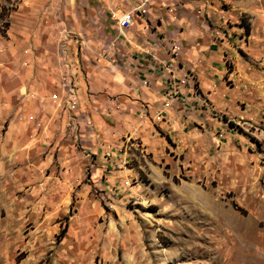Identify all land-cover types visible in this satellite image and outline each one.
Masks as SVG:
<instances>
[{"label":"crops","instance_id":"0c3cea01","mask_svg":"<svg viewBox=\"0 0 264 264\" xmlns=\"http://www.w3.org/2000/svg\"><path fill=\"white\" fill-rule=\"evenodd\" d=\"M11 1L17 6L0 31V159L12 169L38 176L59 162L65 186L89 166L99 185L102 176L113 177L122 159L150 152L160 159L167 141L159 130L169 133L185 124V116L195 119L194 109L226 113L238 92H262L264 75L254 66L264 65V0H148L147 14L124 29L109 24V14L142 0L0 4ZM81 13L100 19L108 41L78 53L61 34L75 29L71 18ZM186 74L191 78L164 106L172 81ZM64 75L73 79L80 99L71 114L50 99ZM28 114L37 123L19 119Z\"/></svg>","mask_w":264,"mask_h":264},{"label":"rangeland","instance_id":"374dc122","mask_svg":"<svg viewBox=\"0 0 264 264\" xmlns=\"http://www.w3.org/2000/svg\"><path fill=\"white\" fill-rule=\"evenodd\" d=\"M16 6L0 4L3 33ZM71 22L61 36L78 53L108 41L99 18ZM254 71L264 75V65ZM263 83L261 93L238 92L226 113L194 109L195 119L160 129V159H122L99 185L89 166L64 186L59 162L37 176L0 159V264H264Z\"/></svg>","mask_w":264,"mask_h":264},{"label":"built area","instance_id":"2783aa9c","mask_svg":"<svg viewBox=\"0 0 264 264\" xmlns=\"http://www.w3.org/2000/svg\"><path fill=\"white\" fill-rule=\"evenodd\" d=\"M148 8L145 3L137 5L136 7L130 8L125 11H114L112 12V17L115 20L116 26L119 29L128 28L131 26L136 19V17L141 14H147ZM188 80V77L180 78L177 81V84L172 81V91L170 93V100L172 101L178 93L179 84H184ZM60 90L50 94V99L53 101V104L56 108L66 110L69 114L73 113L79 106L80 99L78 92L74 86V83L71 79L62 76L59 83ZM170 100L164 102L167 106L170 104ZM90 123L89 121H87ZM125 161V160H123Z\"/></svg>","mask_w":264,"mask_h":264},{"label":"trees","instance_id":"16d2710c","mask_svg":"<svg viewBox=\"0 0 264 264\" xmlns=\"http://www.w3.org/2000/svg\"><path fill=\"white\" fill-rule=\"evenodd\" d=\"M245 30H246V32H248L249 28L247 26H245Z\"/></svg>","mask_w":264,"mask_h":264}]
</instances>
